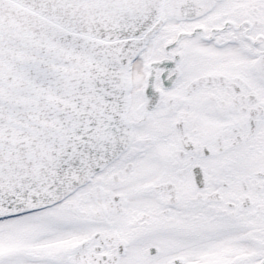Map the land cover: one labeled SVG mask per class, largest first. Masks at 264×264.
I'll return each mask as SVG.
<instances>
[{
    "label": "snow or ice",
    "instance_id": "obj_1",
    "mask_svg": "<svg viewBox=\"0 0 264 264\" xmlns=\"http://www.w3.org/2000/svg\"><path fill=\"white\" fill-rule=\"evenodd\" d=\"M0 264H264V0H0Z\"/></svg>",
    "mask_w": 264,
    "mask_h": 264
}]
</instances>
